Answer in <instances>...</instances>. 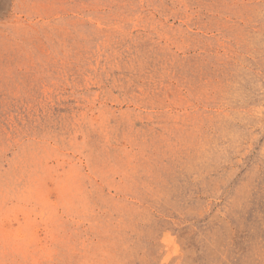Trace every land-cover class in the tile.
<instances>
[{"label":"rangeland","instance_id":"374dc122","mask_svg":"<svg viewBox=\"0 0 264 264\" xmlns=\"http://www.w3.org/2000/svg\"><path fill=\"white\" fill-rule=\"evenodd\" d=\"M0 264H264V0H0Z\"/></svg>","mask_w":264,"mask_h":264}]
</instances>
